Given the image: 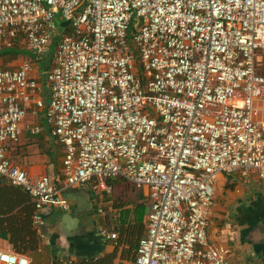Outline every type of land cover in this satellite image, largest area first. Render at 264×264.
<instances>
[{
  "label": "built area",
  "instance_id": "1",
  "mask_svg": "<svg viewBox=\"0 0 264 264\" xmlns=\"http://www.w3.org/2000/svg\"><path fill=\"white\" fill-rule=\"evenodd\" d=\"M16 45L28 58L0 66V180L29 194L33 225L71 211L67 188L110 196L123 179L148 195L133 264H230L208 220L218 176L264 188V0H0V50ZM28 117L63 148L64 188L9 158ZM31 262L0 250V264Z\"/></svg>",
  "mask_w": 264,
  "mask_h": 264
},
{
  "label": "crops",
  "instance_id": "2",
  "mask_svg": "<svg viewBox=\"0 0 264 264\" xmlns=\"http://www.w3.org/2000/svg\"><path fill=\"white\" fill-rule=\"evenodd\" d=\"M33 126H43L42 120L30 117L25 120L19 144L8 153V156L13 164L30 177L37 179L46 175L60 188H64V180L60 176L63 148L51 141L46 129L37 138L32 136L29 128ZM247 178L239 174L218 176L215 204L208 220V241L231 250L230 264H264V188L256 178L252 176ZM109 184L115 188L113 191L121 192V196L115 201L111 198L113 191L107 196L94 191L92 184L83 187L89 196V207L93 211L95 225L88 228L84 226L83 235L71 243L64 238L54 241L51 232H45L40 249L29 255L31 264L55 263L63 256L71 259L98 258L114 251L117 253L114 264H133L134 261L122 259L124 246L116 249L117 240L116 242L104 240L100 232L106 230L110 234L118 235L121 211L134 212L142 205L145 209L146 232L147 190L136 188L123 179L112 180ZM77 189L67 188L64 196ZM76 200L81 202L78 197ZM70 205L72 209L73 205L71 203ZM102 209L106 212L103 213ZM57 213L59 212L46 214L44 218ZM253 222L258 225L250 226ZM41 230L45 231V228ZM0 250L12 251L11 246L3 240H0Z\"/></svg>",
  "mask_w": 264,
  "mask_h": 264
},
{
  "label": "trees",
  "instance_id": "3",
  "mask_svg": "<svg viewBox=\"0 0 264 264\" xmlns=\"http://www.w3.org/2000/svg\"><path fill=\"white\" fill-rule=\"evenodd\" d=\"M58 25L63 28L65 25L57 20ZM61 23V24H60ZM63 34H67L65 31ZM68 35V34H67ZM56 43L49 48L47 63L42 65V71L47 69ZM28 56V53L18 48L0 50V58L15 60L19 56ZM34 203L23 189L13 185L6 179L0 180V240L6 241L13 252L17 254L31 255L37 252L42 245L41 236L45 231L33 225ZM145 209L139 206L134 212L122 210L120 216L119 233L117 246H124L122 259L134 261L136 250L140 239L145 233ZM147 225V223H146ZM74 238L69 242H75ZM117 257L116 251L98 258H76L72 264H114Z\"/></svg>",
  "mask_w": 264,
  "mask_h": 264
},
{
  "label": "water",
  "instance_id": "4",
  "mask_svg": "<svg viewBox=\"0 0 264 264\" xmlns=\"http://www.w3.org/2000/svg\"><path fill=\"white\" fill-rule=\"evenodd\" d=\"M46 56H49L48 51ZM65 199L73 205L71 211L59 212L43 219L45 232H51L54 241L59 238L70 241L82 236L85 228L95 225L93 211L89 207V196L83 188L66 194Z\"/></svg>",
  "mask_w": 264,
  "mask_h": 264
},
{
  "label": "rangeland",
  "instance_id": "5",
  "mask_svg": "<svg viewBox=\"0 0 264 264\" xmlns=\"http://www.w3.org/2000/svg\"><path fill=\"white\" fill-rule=\"evenodd\" d=\"M57 42H58V39H56L52 44L56 43V47H57ZM52 46V45H51ZM50 46V47H51ZM18 48L22 51H25V47L23 45H19ZM134 48V47H132ZM56 50V49H55ZM55 50H53V54L55 52ZM27 53V52H26ZM52 54V55H53ZM257 56H259V58L261 59V63H262V66L257 68V74L259 75H262L264 73V52L263 51H258L257 52ZM28 56H24V55H21L19 56L18 58H16L15 60H9L8 58H0V66H2L3 68H11V67H17L19 65V63L25 59H27ZM47 57H43V59L41 60V63H40V66H39V70L42 71L41 67L42 65H44L45 63H47ZM50 65V64H49ZM48 65V66H49ZM40 136V135H38ZM36 136V138L38 137ZM255 178V177H254ZM248 179V178H247ZM115 188H113L114 190ZM121 196V192H116V191H113V195H112V199L113 201L117 200L118 197ZM126 202V201H125ZM109 208V206H107V209ZM103 210V213L106 212V210L102 209Z\"/></svg>",
  "mask_w": 264,
  "mask_h": 264
},
{
  "label": "flooded vegetation",
  "instance_id": "6",
  "mask_svg": "<svg viewBox=\"0 0 264 264\" xmlns=\"http://www.w3.org/2000/svg\"><path fill=\"white\" fill-rule=\"evenodd\" d=\"M256 225H258V224H255V222H253L250 226L253 227V226H256Z\"/></svg>",
  "mask_w": 264,
  "mask_h": 264
},
{
  "label": "clouds",
  "instance_id": "7",
  "mask_svg": "<svg viewBox=\"0 0 264 264\" xmlns=\"http://www.w3.org/2000/svg\"><path fill=\"white\" fill-rule=\"evenodd\" d=\"M49 52V51H48ZM47 57V56H46Z\"/></svg>",
  "mask_w": 264,
  "mask_h": 264
}]
</instances>
